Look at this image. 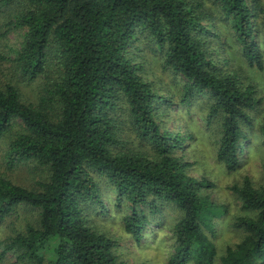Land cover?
I'll use <instances>...</instances> for the list:
<instances>
[{"label": "trees", "instance_id": "obj_1", "mask_svg": "<svg viewBox=\"0 0 264 264\" xmlns=\"http://www.w3.org/2000/svg\"><path fill=\"white\" fill-rule=\"evenodd\" d=\"M0 13L20 36L13 56L0 51L8 64L0 70L2 159L43 170L35 187L0 172V225L24 210L37 216L0 240V261L10 253L20 264H126L118 241L91 223L111 191L137 241L161 208L176 210L167 264H264V185L246 177L232 187L241 238L216 253L206 233L215 212L199 193L211 184L188 174L178 154L184 136L157 123L164 81L146 75L152 53L180 103L221 119L217 156L232 166L259 99L222 48L232 38L244 64L264 68V0H0ZM36 82V95L25 97L21 85Z\"/></svg>", "mask_w": 264, "mask_h": 264}, {"label": "rangeland", "instance_id": "obj_2", "mask_svg": "<svg viewBox=\"0 0 264 264\" xmlns=\"http://www.w3.org/2000/svg\"><path fill=\"white\" fill-rule=\"evenodd\" d=\"M0 13V19H1ZM0 51H8L10 56L14 53L11 47H17L20 42L19 31L10 27L7 29L5 20H0ZM226 47L222 50L228 53L231 59L242 65L244 71L243 81L255 88V95L259 104L253 109L247 110L250 117L249 125H243L242 134L237 138L236 156L237 162L232 166L226 165L217 156L220 145L221 119L207 120L201 108H193L191 103L182 104L179 101L178 89L175 81H171V74L161 69L158 57L149 54L150 60L146 61V75L154 76L164 81L157 82V88L167 102L159 103L157 123L161 122L164 128L175 133L178 132L183 138L181 149L178 154L190 163L188 174L198 180L204 179L211 187L200 188L199 193L208 199L215 213L211 214L209 231L206 232L214 243L216 253L219 255L227 246L234 245L241 238L240 230L232 225L235 217L242 214L241 200L233 191L234 185H240L244 178H248L254 186L264 185V135L259 132V127L264 124V68L250 67L244 62L238 53V45L228 38ZM264 59V47L262 49ZM7 63H1L0 70H5ZM1 75V73H0ZM155 80V79H154ZM32 84L21 85V91L27 98L34 97L39 90ZM173 90V94H172ZM177 94V96H175ZM207 94L199 96V99H207ZM164 131V130H163ZM241 140H244L241 142ZM5 146L0 145V172L14 182L27 187H35V181L41 179L43 170L36 168L32 163L17 164L7 168L2 156ZM103 198H106L103 191ZM114 193L109 192L105 199L107 211L105 214L98 212L91 215V223L96 230L104 232L118 241L117 252L125 260L126 264H167L171 251V236L173 225L177 218V212L172 206L161 208V214H156L148 221L144 236L137 241L129 233L125 232L120 222V215L112 207ZM36 211L24 210L19 214H13L0 225V240L14 234L18 225L25 224L32 218H36ZM1 250V248H0ZM15 255L7 253L0 264H20L16 262Z\"/></svg>", "mask_w": 264, "mask_h": 264}]
</instances>
